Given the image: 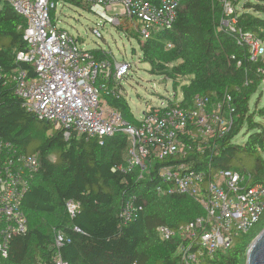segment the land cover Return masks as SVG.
<instances>
[{"label": "trees", "instance_id": "obj_1", "mask_svg": "<svg viewBox=\"0 0 264 264\" xmlns=\"http://www.w3.org/2000/svg\"><path fill=\"white\" fill-rule=\"evenodd\" d=\"M222 16V0H183L171 29L155 30L147 39L135 33L141 61L150 64L151 74L172 81L175 89L188 80L182 86V99L172 105L190 107L198 95L214 104L231 98L235 108L232 129L208 138L202 151L193 149L186 158L194 161L193 167L208 173L234 170L248 184H264V125L257 120L264 109L252 110L250 105L264 80V59L250 60L247 47L221 28ZM125 20L119 27L131 35V22ZM238 25L264 41V0L245 1ZM26 26L22 15L0 1V71L22 68L35 76L34 67L16 57L27 49ZM91 52L96 58L113 60L105 49ZM103 98L127 122L138 123L125 97L103 94ZM243 130L247 140L236 143ZM0 137L18 153L36 156L40 162L23 201L28 229L11 239L8 255L0 253V264H55L57 231L72 239L60 249L69 264H180L179 239H160L158 228H178L203 210L187 194L158 195L156 189L162 182L156 172L140 177L139 168L129 173L112 170L124 160L128 134L88 137L71 131L67 136L64 129L29 112L23 99L0 81ZM131 194L139 197L137 205L143 209L136 219L124 223L120 212ZM71 199L79 203L74 217L66 206ZM263 229L264 215L210 264H246L250 244Z\"/></svg>", "mask_w": 264, "mask_h": 264}, {"label": "built area", "instance_id": "obj_2", "mask_svg": "<svg viewBox=\"0 0 264 264\" xmlns=\"http://www.w3.org/2000/svg\"><path fill=\"white\" fill-rule=\"evenodd\" d=\"M0 1L9 3L27 21L23 35L27 49L19 51L16 57L30 63L35 76L30 77L22 68L0 71V81L23 99L24 107L64 129L67 136L71 131L88 137L125 132L129 144L123 162L115 165L113 171L129 173L139 168L140 177L156 172L162 182L156 189L158 195L187 194L198 202L203 213L193 221L178 228L168 225L158 228L160 239H179L180 264H210L218 253L233 247L238 236L259 223L264 215V184H248L240 172L229 169L208 173L194 168V161L186 159L193 149L202 151L208 138L220 137L232 129L235 108L230 105L231 98L224 97L214 104L198 95L193 105L186 107L172 105L179 100L168 97L158 105H150L143 116L135 115L138 123L131 124L103 98V94L124 97L122 80L131 63L96 58L91 49L82 47L79 38L58 26L51 14L60 1L79 2L108 22L121 25L119 15L107 13L120 7V15L138 22L141 37L147 39L155 30L173 27L183 0ZM222 5L221 28L232 34L240 46L247 47L252 62L264 59V41L238 25V0H222ZM100 26L93 27L99 38L103 37ZM39 169L36 156L18 153L9 141L0 137V253L3 256L8 255L11 239L28 229L23 201ZM138 200L136 194L125 200L120 212L124 223L136 219L143 209L137 205ZM66 206L74 217L79 203L71 199ZM71 241L61 231L56 232L55 264H69L60 249Z\"/></svg>", "mask_w": 264, "mask_h": 264}, {"label": "rangeland", "instance_id": "obj_3", "mask_svg": "<svg viewBox=\"0 0 264 264\" xmlns=\"http://www.w3.org/2000/svg\"><path fill=\"white\" fill-rule=\"evenodd\" d=\"M245 1L248 0L238 3L239 9H242ZM251 1L258 2V0ZM119 12L120 7L107 10L108 15H119L123 24L126 18ZM51 14L58 26L66 29L75 38H79L82 47L91 50L104 48L111 53L113 59L131 63L132 67L126 75L124 74L122 82L124 97L137 117L143 116L150 105H158L161 101L168 100V97L174 99L176 95V99H182V86L188 83V80H182L175 89L172 81L151 74L150 64L141 61L140 43L135 36L136 33L141 38L138 22L129 20L131 22L128 25L131 32L129 35L125 30L120 29L121 25L112 24L93 9L70 1H60ZM97 25H101L99 27L103 34L101 38L93 33V27ZM250 105L252 110L264 109V80L258 92L252 97ZM257 120L264 125V115H258ZM243 132L244 130L235 139L236 143L244 144L247 140L248 135H244Z\"/></svg>", "mask_w": 264, "mask_h": 264}, {"label": "water", "instance_id": "obj_4", "mask_svg": "<svg viewBox=\"0 0 264 264\" xmlns=\"http://www.w3.org/2000/svg\"><path fill=\"white\" fill-rule=\"evenodd\" d=\"M246 264H264V229L250 244Z\"/></svg>", "mask_w": 264, "mask_h": 264}, {"label": "crops", "instance_id": "obj_5", "mask_svg": "<svg viewBox=\"0 0 264 264\" xmlns=\"http://www.w3.org/2000/svg\"><path fill=\"white\" fill-rule=\"evenodd\" d=\"M102 49H104V48H102Z\"/></svg>", "mask_w": 264, "mask_h": 264}]
</instances>
